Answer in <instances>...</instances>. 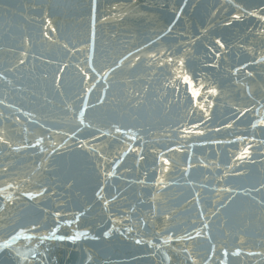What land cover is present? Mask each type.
Instances as JSON below:
<instances>
[{
	"label": "water",
	"instance_id": "water-1",
	"mask_svg": "<svg viewBox=\"0 0 264 264\" xmlns=\"http://www.w3.org/2000/svg\"><path fill=\"white\" fill-rule=\"evenodd\" d=\"M0 264H264V0H0Z\"/></svg>",
	"mask_w": 264,
	"mask_h": 264
}]
</instances>
